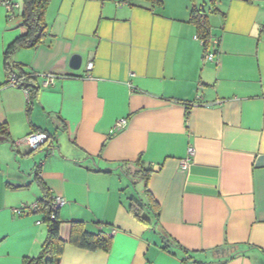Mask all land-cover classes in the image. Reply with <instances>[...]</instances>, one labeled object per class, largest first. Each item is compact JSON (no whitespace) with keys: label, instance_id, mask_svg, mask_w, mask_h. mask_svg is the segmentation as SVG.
<instances>
[{"label":"crops","instance_id":"0c3cea01","mask_svg":"<svg viewBox=\"0 0 264 264\" xmlns=\"http://www.w3.org/2000/svg\"><path fill=\"white\" fill-rule=\"evenodd\" d=\"M16 1L13 16L0 5V264L40 253L47 225L29 208L44 186L63 200L60 264H264V0H52L48 36L12 56L39 77L31 110L4 66L28 31ZM193 7L210 25L208 47ZM37 130L50 140L29 154L21 142ZM139 159L156 169L162 229L188 253L165 249L129 212ZM73 221L109 234V247L71 244Z\"/></svg>","mask_w":264,"mask_h":264},{"label":"trees","instance_id":"16d2710c","mask_svg":"<svg viewBox=\"0 0 264 264\" xmlns=\"http://www.w3.org/2000/svg\"><path fill=\"white\" fill-rule=\"evenodd\" d=\"M52 0H23V23L27 27V33L18 37L5 50V70L8 77L15 75L18 87L26 90L30 96L31 110L34 102L38 99L41 90L39 77L34 73L24 70L22 64L14 62L12 56L19 48H31L39 45L48 36V25L46 21V12ZM131 1V0H125ZM150 1L153 6H162V0H146ZM212 3L215 0H211ZM191 21L197 25L198 37L202 40L204 46L208 47L211 42V28L207 19L200 10L192 8ZM9 82V80H8ZM41 131V130H37ZM8 135V130L4 126H0V135ZM37 149H30L29 154L34 153ZM138 169L131 173L132 177H136L143 184V192L138 195L128 193L129 212L140 223L152 228L163 239V247L170 250L172 253L177 251L174 248H180L174 243L169 234L162 229L160 223V204L155 200L149 190V179L156 169L145 166L141 159L137 162ZM41 183V182H40ZM42 184V183H41ZM133 185L136 183L133 180ZM37 211L43 216V222L47 225V236L42 244L40 253L35 257H25L22 264H60L66 241L62 239L60 229L62 220L59 216V208H55L53 198L47 188L44 186V196L38 200ZM111 242V236L106 233L94 234L86 230L81 221H73L70 243L78 247L87 248L90 250L107 249ZM185 253H188L183 249ZM188 255V254H187ZM190 257H183V264Z\"/></svg>","mask_w":264,"mask_h":264},{"label":"built area","instance_id":"2783aa9c","mask_svg":"<svg viewBox=\"0 0 264 264\" xmlns=\"http://www.w3.org/2000/svg\"><path fill=\"white\" fill-rule=\"evenodd\" d=\"M0 5L5 7V9L7 10L8 16H13L14 10L16 8H19L20 6L16 0H0ZM261 31L264 34V25L261 26ZM213 55L214 54L212 52H207L205 53V58L212 57ZM92 68H93V62H89L87 65V70L91 71ZM8 80L11 85L18 87V82H17L15 75L9 76ZM51 80L52 78H49L46 81V84L49 83ZM126 123H127L126 118H120L119 120H117L114 126V130H118L124 127ZM49 140H50V135L47 132L33 131L26 136V138L21 142V145H25L29 149H37V148H41L42 146L46 145L49 142ZM188 151L191 156L194 155L193 147H189ZM183 163H184V166H186L188 164V160H185ZM52 198H53V203H54L55 208H59L63 204V200L61 198H57V197H52ZM29 209L31 212H36L37 204L35 203ZM25 210H26V206H23V205L20 207H15L13 209V211L18 214H22Z\"/></svg>","mask_w":264,"mask_h":264},{"label":"rangeland","instance_id":"374dc122","mask_svg":"<svg viewBox=\"0 0 264 264\" xmlns=\"http://www.w3.org/2000/svg\"><path fill=\"white\" fill-rule=\"evenodd\" d=\"M22 3V0H20ZM211 0H206L207 4H210ZM129 178V182L131 183V186L129 187V190L127 191V193L131 194V195H135L138 198V195H141L143 192V184L141 181H139L138 178L136 177H132V176H128ZM133 180L136 183V185H133Z\"/></svg>","mask_w":264,"mask_h":264},{"label":"water","instance_id":"95a60500","mask_svg":"<svg viewBox=\"0 0 264 264\" xmlns=\"http://www.w3.org/2000/svg\"><path fill=\"white\" fill-rule=\"evenodd\" d=\"M81 64H82V56L79 54H74L71 58V67L74 70H78L81 68ZM6 137L4 136H0V142L5 140Z\"/></svg>","mask_w":264,"mask_h":264}]
</instances>
